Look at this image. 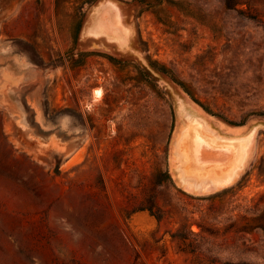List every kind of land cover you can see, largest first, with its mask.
I'll list each match as a JSON object with an SVG mask.
<instances>
[{"label": "rangeland", "instance_id": "1", "mask_svg": "<svg viewBox=\"0 0 264 264\" xmlns=\"http://www.w3.org/2000/svg\"><path fill=\"white\" fill-rule=\"evenodd\" d=\"M0 264H264V0H0Z\"/></svg>", "mask_w": 264, "mask_h": 264}, {"label": "trees", "instance_id": "2", "mask_svg": "<svg viewBox=\"0 0 264 264\" xmlns=\"http://www.w3.org/2000/svg\"><path fill=\"white\" fill-rule=\"evenodd\" d=\"M223 1H224L225 6L228 8H234L237 4V0H223ZM248 17L260 22V19L257 18V16H255L254 14L249 15ZM156 218L159 220L157 215H156Z\"/></svg>", "mask_w": 264, "mask_h": 264}, {"label": "bare ground", "instance_id": "3", "mask_svg": "<svg viewBox=\"0 0 264 264\" xmlns=\"http://www.w3.org/2000/svg\"><path fill=\"white\" fill-rule=\"evenodd\" d=\"M98 92H99V91L97 90V91L95 92V94H96V95H99ZM98 97H99V96H98ZM230 174H231V173H228L227 175L222 176L220 180L217 179L216 181H227V180L229 179V177H230V176H229ZM197 183H198V182H196V184H197ZM199 184H204V183H199ZM203 186H206V185H203Z\"/></svg>", "mask_w": 264, "mask_h": 264}, {"label": "crops", "instance_id": "4", "mask_svg": "<svg viewBox=\"0 0 264 264\" xmlns=\"http://www.w3.org/2000/svg\"><path fill=\"white\" fill-rule=\"evenodd\" d=\"M188 184H189V185H192V183H188ZM213 187H214V185H213V184H210V185H208L207 189L212 190Z\"/></svg>", "mask_w": 264, "mask_h": 264}]
</instances>
